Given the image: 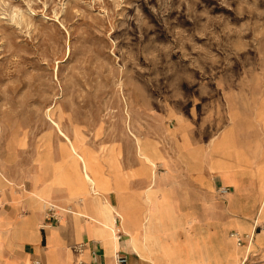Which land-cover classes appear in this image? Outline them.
Returning a JSON list of instances; mask_svg holds the SVG:
<instances>
[{"label": "rangeland", "instance_id": "rangeland-1", "mask_svg": "<svg viewBox=\"0 0 264 264\" xmlns=\"http://www.w3.org/2000/svg\"><path fill=\"white\" fill-rule=\"evenodd\" d=\"M263 98L264 0H0L1 193L12 185L13 156L14 178L28 176L35 197L50 198L63 143L81 163L90 197L104 200L114 228L126 227L127 179L109 145L131 167L138 159L154 185L179 121L205 150L225 121ZM76 145L105 151L120 206L102 194L90 155ZM154 194L148 190V203ZM50 208L59 224L75 215Z\"/></svg>", "mask_w": 264, "mask_h": 264}, {"label": "crops", "instance_id": "crops-1", "mask_svg": "<svg viewBox=\"0 0 264 264\" xmlns=\"http://www.w3.org/2000/svg\"><path fill=\"white\" fill-rule=\"evenodd\" d=\"M220 127L218 138L204 150L188 122L179 121L172 131L173 154L160 151L163 160L156 164L162 167L154 185L138 159L131 167L124 153L108 146L128 184L124 195L129 200L122 207L128 224L123 228L113 227L114 216L102 198L90 197L81 163L62 142L65 154L60 159L54 152L48 199L35 197L28 176L26 182L14 178L12 156L7 164L12 185L5 196L0 192V264H117V255L126 257L127 264H243L246 259L264 264V98L249 114L236 113ZM76 148L90 155L89 172L102 194L120 206L105 151ZM151 188L154 200L148 203ZM73 196L78 198L67 202ZM50 205L72 208L75 215L65 213L64 224L43 227ZM148 212L152 215L146 225ZM125 230L134 235V244ZM118 233L125 234L116 247ZM233 233L254 235V241L239 247ZM80 245H85L83 253L76 250Z\"/></svg>", "mask_w": 264, "mask_h": 264}, {"label": "built area", "instance_id": "built-area-1", "mask_svg": "<svg viewBox=\"0 0 264 264\" xmlns=\"http://www.w3.org/2000/svg\"><path fill=\"white\" fill-rule=\"evenodd\" d=\"M225 193H226V191H222V194H225ZM56 212L57 211L55 209H52V208L47 210L48 214H47V217H46V221H47L46 225H48L49 227H50V225H54V223L55 224H59L60 223L59 217L57 216ZM116 225H118V223H116ZM117 235H118V240L119 241L122 240L124 234L123 233H118ZM231 237L235 239V241H236V243H237V245L239 247H242V246H244L246 244L250 245L251 243H253L255 236L254 235H250V234L249 235H240V234H237V233H233L231 235ZM96 245L99 246L98 243L93 244V249L94 250L99 248V247H96ZM84 248H85V245H80L79 247L76 248V250L79 253H83V249ZM115 260L117 261V264H127L128 263L127 258L124 257V256H121V255H117L115 257ZM248 263H249V261H248V259H246L243 264H248ZM33 264H44V263H42L41 261L37 260Z\"/></svg>", "mask_w": 264, "mask_h": 264}, {"label": "bare ground", "instance_id": "bare-ground-1", "mask_svg": "<svg viewBox=\"0 0 264 264\" xmlns=\"http://www.w3.org/2000/svg\"><path fill=\"white\" fill-rule=\"evenodd\" d=\"M75 153V152H74ZM76 154V153H75ZM77 156H78V154H76ZM1 176H2V174H1ZM4 177V176H3ZM3 180L4 181H1V185L2 186H4V187H6V185H8V184H11V182L8 180V179H6V177H4L3 178ZM5 190H2V193H3V195L5 196V192H4ZM2 198V197H1ZM44 227H48L49 228V226H44ZM49 229H51V228H49ZM132 239V238H131ZM131 242L134 244V240L132 239L131 240ZM117 246H118V243L116 244ZM138 253V252H137Z\"/></svg>", "mask_w": 264, "mask_h": 264}]
</instances>
